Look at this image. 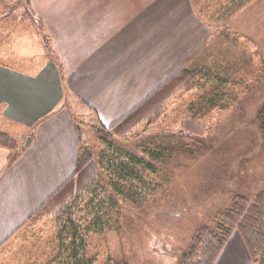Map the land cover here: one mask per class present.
<instances>
[{
	"label": "crops",
	"instance_id": "crops-1",
	"mask_svg": "<svg viewBox=\"0 0 264 264\" xmlns=\"http://www.w3.org/2000/svg\"><path fill=\"white\" fill-rule=\"evenodd\" d=\"M23 1L42 52L0 62L1 130L18 143L0 145V250L75 173L83 145L76 112L111 127L179 71L198 67L214 40L264 39V0ZM238 258L253 264L233 234L217 263Z\"/></svg>",
	"mask_w": 264,
	"mask_h": 264
},
{
	"label": "rangeland",
	"instance_id": "rangeland-1",
	"mask_svg": "<svg viewBox=\"0 0 264 264\" xmlns=\"http://www.w3.org/2000/svg\"><path fill=\"white\" fill-rule=\"evenodd\" d=\"M28 12L23 0H0V62L15 66L17 56L42 52L35 24L23 20ZM240 43L247 54L234 41L214 40L195 66L208 65L220 81L202 80L193 91L179 92L160 118L144 120L124 136L102 134L93 115L76 112L83 144L95 159L113 148L152 162L157 174H147L159 189L145 203L128 200L117 192L113 168L99 164L102 190L92 205L90 197L82 204L76 236L61 232L48 214L5 242L0 264H64L73 254L95 264H178L195 231L215 229V215L236 195L252 199L264 190V39L255 46ZM192 114L196 130H183ZM21 134L27 143L30 136ZM236 264L245 263L238 258Z\"/></svg>",
	"mask_w": 264,
	"mask_h": 264
},
{
	"label": "trees",
	"instance_id": "trees-1",
	"mask_svg": "<svg viewBox=\"0 0 264 264\" xmlns=\"http://www.w3.org/2000/svg\"><path fill=\"white\" fill-rule=\"evenodd\" d=\"M238 7L236 6L235 10ZM30 15L33 14L30 13ZM44 42L49 50L46 38ZM214 78L206 68H184L117 123L109 128L102 126L99 131L102 134L106 132L110 135L124 136L140 122L160 118L169 102L179 92H191L203 85L202 80L207 82ZM215 80L220 81L219 78ZM1 114L0 107V116ZM195 118L196 114H192L189 119L186 117L183 130L194 132L197 124L194 121ZM0 145L14 149L18 143L15 138L0 129ZM154 157L159 158V155L156 154ZM99 164H102L106 170L113 168L111 173L118 181L117 192L128 200L145 203L159 189L156 179L147 174H157V167L152 162L129 153L123 156L113 148L105 150L98 161L91 150L83 144L79 149L73 176L49 197L21 228L33 225L46 215L53 213L61 232L75 237L80 226L81 218L78 214L82 212V204L90 197L93 199L90 203L92 205L95 197H98V192L102 190L99 183ZM215 221V229L202 225L195 231L191 246L178 264H217L219 255L234 232L241 235L253 262L264 264V190L259 191L252 199L236 195L229 208L215 215ZM67 257L64 264H95L93 259L81 258L76 254Z\"/></svg>",
	"mask_w": 264,
	"mask_h": 264
},
{
	"label": "water",
	"instance_id": "water-1",
	"mask_svg": "<svg viewBox=\"0 0 264 264\" xmlns=\"http://www.w3.org/2000/svg\"><path fill=\"white\" fill-rule=\"evenodd\" d=\"M29 141V140H28ZM28 143V142H27ZM27 143L25 145H27Z\"/></svg>",
	"mask_w": 264,
	"mask_h": 264
}]
</instances>
